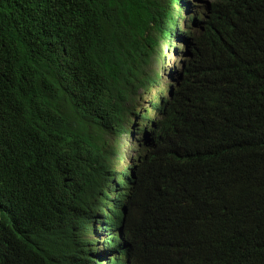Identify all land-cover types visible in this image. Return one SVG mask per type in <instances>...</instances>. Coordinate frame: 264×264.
<instances>
[{"label":"trees","instance_id":"16d2710c","mask_svg":"<svg viewBox=\"0 0 264 264\" xmlns=\"http://www.w3.org/2000/svg\"><path fill=\"white\" fill-rule=\"evenodd\" d=\"M164 1L0 0V264H93V150L148 85ZM200 1L139 172L132 264H264V0Z\"/></svg>","mask_w":264,"mask_h":264},{"label":"clouds","instance_id":"9594fccd","mask_svg":"<svg viewBox=\"0 0 264 264\" xmlns=\"http://www.w3.org/2000/svg\"><path fill=\"white\" fill-rule=\"evenodd\" d=\"M164 4L172 11L168 21L171 33L168 37H158L147 64L149 68L145 76L148 77V85L136 92L134 100L124 107L120 120L105 118L108 128L103 141L93 150L91 166L100 175L97 197L107 204V209L87 210L83 231L89 230L91 234L90 250L95 252L93 264H132L133 244L126 233V224L139 192V172L156 150L150 135L167 117L177 96V79L183 75L184 67L192 57L197 32L194 18L200 16L202 2L165 0ZM169 52H178L177 62L172 66L168 63L165 65ZM158 60L161 67L155 68ZM164 78L166 84L163 83ZM146 97L147 105H144L142 101ZM122 135L125 136L124 140L121 139ZM86 185L87 182H83L84 188ZM113 219H117L118 224L110 225ZM57 224L59 227L60 214ZM112 239L116 241L115 245L120 246L115 253L103 247L106 240ZM117 257L119 259L115 261Z\"/></svg>","mask_w":264,"mask_h":264},{"label":"rangeland","instance_id":"374dc122","mask_svg":"<svg viewBox=\"0 0 264 264\" xmlns=\"http://www.w3.org/2000/svg\"><path fill=\"white\" fill-rule=\"evenodd\" d=\"M191 3H197V1H191ZM177 9V8H176ZM163 51V49H162ZM178 51V50H177ZM178 54V52H175V54L169 52L166 54V62H165V65L168 63L170 66L174 65L176 62H177V58H176V55ZM164 65V66H165ZM161 67V64H160V60L157 61L156 65H155V68H160ZM163 83L166 84V79L164 78L163 79ZM151 96V95H150ZM146 100L142 101V103L144 105H147V99L148 97L145 98ZM124 135L121 136V139L124 140Z\"/></svg>","mask_w":264,"mask_h":264},{"label":"bare ground","instance_id":"6f19581e","mask_svg":"<svg viewBox=\"0 0 264 264\" xmlns=\"http://www.w3.org/2000/svg\"><path fill=\"white\" fill-rule=\"evenodd\" d=\"M217 1H219V0H217ZM221 1V0H220ZM222 2V1H221ZM198 3V2H197ZM219 3V2H218ZM42 9V8H41ZM73 14V13H72ZM129 18V17H128ZM73 32V31H72ZM66 38V37H65ZM61 47H62V45H61ZM67 51H69V50H67ZM71 52V51H70ZM42 70V69H41ZM115 253V252H114Z\"/></svg>","mask_w":264,"mask_h":264}]
</instances>
